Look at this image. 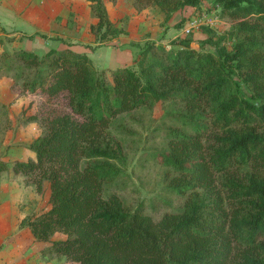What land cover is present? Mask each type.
Instances as JSON below:
<instances>
[{"label": "trees", "instance_id": "1", "mask_svg": "<svg viewBox=\"0 0 264 264\" xmlns=\"http://www.w3.org/2000/svg\"><path fill=\"white\" fill-rule=\"evenodd\" d=\"M88 1L98 19L95 43L125 34L101 0ZM202 1L135 0L159 6L166 21ZM214 2L235 23L222 34L203 27L213 35L201 44L214 52L197 51L191 39L171 50L148 41L136 66L113 71L112 79L62 37L52 40L64 50L15 53L32 75L25 91L63 96L70 109L43 119L44 134L29 146L34 159L13 166L39 190L50 185V208L21 224L40 242L67 236L48 253L77 264H264V0ZM171 101L184 104L175 115L181 128L169 130V149L156 158L178 173L170 189L194 196L182 213L156 222L108 191L127 162L108 129L121 114ZM7 169L0 161V173Z\"/></svg>", "mask_w": 264, "mask_h": 264}, {"label": "rangeland", "instance_id": "2", "mask_svg": "<svg viewBox=\"0 0 264 264\" xmlns=\"http://www.w3.org/2000/svg\"><path fill=\"white\" fill-rule=\"evenodd\" d=\"M101 1L110 20L125 31L104 44L95 43L92 28L98 24V19L88 0H0V161L10 169L15 161L32 157L29 146L47 127L43 119L55 112L70 113L63 96L50 100L39 92L25 91L24 81L32 75L15 60L17 51H32L41 57L51 49L62 47V42L52 40L61 36L74 42L77 52L87 54L96 70L112 79L113 71L136 66L141 59L140 48L148 41L171 50L179 48L174 43L180 39H191V47L197 51L214 52V47L201 44L213 35L203 28L207 27L204 23H210L213 27H209L219 34L229 32L235 24L221 7L214 5V0H203L199 7L174 12L169 21L157 5L142 8L135 0ZM193 19L198 20L197 27L189 35L183 33ZM32 25L36 27L31 28ZM232 43H226L229 50ZM184 111L180 101L155 103L119 115L108 129L109 135L122 143L127 157L122 176L108 191L118 196L126 209L134 211L142 207L156 222L166 215L182 213L194 196V193L181 196L172 191L171 181L178 173L156 158L169 149V130L181 128L175 115ZM35 115L40 119L28 120ZM11 174L20 177L13 170ZM11 174L2 176L1 190L5 191L12 180L20 179L15 180ZM33 178L22 176L19 183L24 189L23 219L51 206L49 183L44 182L39 190ZM66 238L65 234L57 232L49 242L32 241L31 234L19 231L13 239L10 237L1 243L0 257H20L34 264H77L47 252L52 242ZM27 257L31 258L27 260Z\"/></svg>", "mask_w": 264, "mask_h": 264}, {"label": "crops", "instance_id": "3", "mask_svg": "<svg viewBox=\"0 0 264 264\" xmlns=\"http://www.w3.org/2000/svg\"><path fill=\"white\" fill-rule=\"evenodd\" d=\"M52 9V8H50ZM53 10V9H52ZM39 17V15H38ZM35 25H32L31 28H34ZM36 27V26H35ZM61 37V36H60ZM64 38V37H62ZM74 44V42H72ZM68 48L66 45L62 44V47H60L59 50H64ZM74 51L75 50V44L72 47ZM32 52V51H31ZM77 52V51H76ZM80 53V52H79ZM31 152V151H30ZM32 157L28 158L26 161L30 159H34V154L31 152ZM25 162V161H22ZM8 167L7 170L3 171L0 173V244L5 243L4 241L7 238L13 239V237L16 235V232H23L27 231L28 234H31L32 236V241H35L36 239L32 235L31 231L29 228H23L21 227V224L23 222V209H21V204H22V198L24 194V189H22V185H19L22 180L21 174H15L13 168ZM12 170L16 176H20L19 178H15L12 173ZM4 173H10L12 178L19 179V180H12L8 188L5 189V191L1 190V179ZM23 219V220H22ZM21 227V228H20ZM23 228V229H22ZM18 234V233H17ZM60 240V239H59ZM65 240V239H61ZM0 245V247L2 246ZM31 257H27V260H29ZM30 261V260H29ZM25 260H21L20 257H0V264H34L33 261L30 263Z\"/></svg>", "mask_w": 264, "mask_h": 264}, {"label": "built area", "instance_id": "4", "mask_svg": "<svg viewBox=\"0 0 264 264\" xmlns=\"http://www.w3.org/2000/svg\"><path fill=\"white\" fill-rule=\"evenodd\" d=\"M197 23H198V20H196V19H193L192 21H190L188 26L186 27V29L183 31V33L185 32L188 35L191 34V32L194 30V28L197 27V25H196ZM204 25L213 27L210 23H204Z\"/></svg>", "mask_w": 264, "mask_h": 264}]
</instances>
